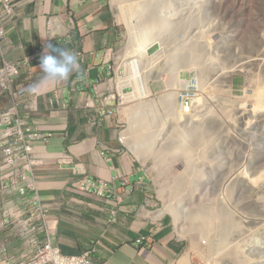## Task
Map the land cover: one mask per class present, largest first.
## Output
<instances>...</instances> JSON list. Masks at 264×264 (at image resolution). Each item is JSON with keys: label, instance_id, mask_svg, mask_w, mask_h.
Masks as SVG:
<instances>
[{"label": "rangeland", "instance_id": "1", "mask_svg": "<svg viewBox=\"0 0 264 264\" xmlns=\"http://www.w3.org/2000/svg\"><path fill=\"white\" fill-rule=\"evenodd\" d=\"M109 2L120 36L111 53L107 87L117 96L114 105L118 109L119 137L124 147L143 164L152 206L162 210L166 204L170 205L172 212H166L165 216L184 244L182 256L190 254V264H264V105H261L264 102L260 99V88L264 87V0H125L124 5L115 0ZM149 14L157 23L164 22V26L159 27V32L158 27L150 25L141 35L138 30L136 40L142 46L141 55L130 53L126 48L131 30L126 20L138 23ZM187 19L194 23L196 34L202 28L203 33L199 34L202 63L196 66L189 61V67L182 70L181 49L186 41L167 35L171 30L176 32L177 22ZM148 58L152 62L144 77L143 62ZM180 74L191 85L198 80L200 91H195L202 100H193L184 106L177 103L175 96L167 100L168 92L179 90ZM135 78L142 90L141 97L135 96L138 92L133 84ZM143 84L151 90L149 94L142 89ZM190 84H183L182 91ZM222 98L227 99L226 105L234 117L227 118L221 127L215 121V114L210 113L213 121L205 122L196 113L212 108L221 112ZM146 101L155 106L140 113L151 122L147 132L152 152L144 160L126 144L124 136L130 133L137 118H132L131 111ZM203 103L213 107L206 108ZM201 120L204 124L201 133L208 142L190 146L192 140L187 138L196 132L193 126L198 121L202 124ZM184 152L191 153L192 167L200 170L188 174L196 180L193 185H183L178 192L177 186L181 183L178 179L186 176ZM216 197H224L227 202H217ZM196 207L202 215L203 226L212 231L211 236L206 235V228L205 231L191 229L188 218ZM231 208L234 209L232 226L229 232L220 235L218 226Z\"/></svg>", "mask_w": 264, "mask_h": 264}, {"label": "crops", "instance_id": "2", "mask_svg": "<svg viewBox=\"0 0 264 264\" xmlns=\"http://www.w3.org/2000/svg\"><path fill=\"white\" fill-rule=\"evenodd\" d=\"M4 26L0 65L35 53L43 56L48 43L73 50L79 58L78 72L44 85L36 94L37 109L21 114L25 123L53 135L37 145L40 153L52 158L67 149L90 178L111 187L110 197L72 190L71 173L57 168L53 159L38 172L40 195L50 207L49 219L56 222L60 251L66 256L92 251L93 264H176L184 244L171 221L152 206L143 164L123 146L113 123L97 122V89L110 85L111 66L104 57L119 42L109 0H22L14 19ZM41 57L30 66L35 83L44 76ZM3 205L0 198V209ZM0 245L20 261L30 254L16 230L1 222Z\"/></svg>", "mask_w": 264, "mask_h": 264}, {"label": "built area", "instance_id": "3", "mask_svg": "<svg viewBox=\"0 0 264 264\" xmlns=\"http://www.w3.org/2000/svg\"><path fill=\"white\" fill-rule=\"evenodd\" d=\"M18 3L19 0H0V40L4 37L1 16L11 18ZM34 58L35 56H29L18 64L5 62L0 68V82L11 97V105L0 108V195L5 202L0 218L4 224L15 225L32 251L29 258L19 264H91L90 253L65 256L60 252L54 243V224L49 220L50 209L39 195L37 172L45 168L48 161L36 150V146L48 142L51 135L24 124L19 118L23 106L34 108L36 105V98L27 100L32 95L27 89L34 84L35 74L32 71L27 72L20 90L13 86L21 69L28 67ZM192 82L193 85H185V91H179V95L187 96V103L182 106L192 102L194 95L198 94L196 91H200L198 81ZM115 99V95H109L101 100L100 121L116 117L117 110L109 108ZM56 164L62 170H70L75 176L82 174L80 164L67 152L56 158ZM70 185L82 192L95 190L103 196L110 191L104 181L95 183L87 176L72 179ZM18 212H22V216L14 217ZM1 257L6 264H13L15 261L4 246L0 248Z\"/></svg>", "mask_w": 264, "mask_h": 264}, {"label": "bare ground", "instance_id": "4", "mask_svg": "<svg viewBox=\"0 0 264 264\" xmlns=\"http://www.w3.org/2000/svg\"><path fill=\"white\" fill-rule=\"evenodd\" d=\"M117 3L120 4V2L122 3V5H124V2L125 0H115ZM133 2V1H132ZM131 2V3H132ZM127 3V2H126ZM119 7V6H118ZM136 8V7H135ZM151 8V7H150ZM156 8V7H155ZM131 9V8H130ZM150 12V11H149ZM152 12V11H151ZM124 13H127V10L126 12ZM128 16V14H126ZM124 17V16H123ZM155 17V16H154ZM143 21H140L138 23H135L133 20L131 19H125L126 20V23L127 25L129 26V29L131 30V39H130V43L128 44L127 46V50L131 52H134V53H137L139 55H141V49H142V46L141 44L136 40L137 38V34L139 33L138 30H141L140 31V35L144 32L142 30H147V27L150 26V25H154L155 27H158L157 30L160 32L161 28L159 27H162L164 26V22H161V23H157L156 20H153L154 18L149 15L143 17ZM153 18V19H152ZM157 18V17H156ZM161 21V20H160ZM163 21V20H162ZM175 22V21H174ZM159 24V26H157ZM179 24V26H177L176 28V32L175 31H172L171 30V33L169 31L167 37H171L173 38L172 36H178L182 39H184V41H186V44L182 47L181 49V57L180 59H182V70L183 68H186L187 66L189 67V61L192 62L193 64H195L196 66H198V64H201L202 60H200V55L201 52H202V47H201V36H199V34L201 35L203 32H202V28H201V31H198L197 34L195 33V25L193 22H190V19H187V21L185 22L184 20H180L179 22H177V25ZM166 29V28H165ZM164 31V30H163ZM208 32H206L205 34L202 35L203 36H206ZM163 34V32H162ZM161 35V33L159 34ZM164 35V34H163ZM162 36V35H161ZM144 35L141 37L143 38ZM165 37V36H164ZM172 40V39H171ZM138 42V43H137ZM173 44V43H171ZM136 50V51H135ZM129 51H127L129 53ZM133 53V54H134ZM168 53V52H167ZM159 55V54H158ZM153 56V55H152ZM155 56V55H154ZM157 56V55H156ZM124 59V58H123ZM204 60V59H203ZM152 62V59L151 58H148L146 60H144L143 62V66L145 68V70L143 71L144 73V77L146 76L147 74V69H149L151 66L150 63ZM178 62V61H177ZM190 65L191 66H193ZM206 64V63H205ZM187 67V68H188ZM194 69V68H193ZM202 69V67H201ZM198 70V69H197ZM197 72V71H196ZM199 72H203L202 70L199 71ZM186 74V73H184ZM141 75V74H140ZM159 73H158V77H159ZM131 77V76H130ZM139 77V75H138ZM195 78H196V75H195ZM138 78H135L134 79V85L135 87L137 88L138 92L137 94H135L136 97H141V93H142V90L139 88L138 86ZM132 82V80H131ZM177 84V82H175ZM186 82L183 81V84H185ZM226 83V82H225ZM183 84H180V85H177V88L179 89L180 88V91H182V86ZM225 85V84H224ZM142 89L144 90L145 93L149 94L151 92V90L149 91L148 90V87L143 84V87ZM260 92L262 94H260V99H261V102L263 103L264 102V87H261L260 88ZM176 97L178 96V100H177V103L179 105L181 104H184V103H187V96L186 95H178L177 92H173L172 90L170 92H168V94H166V97H167V100L168 99H172L173 97ZM250 99V98H249ZM202 99H198V96L195 94L194 95V101H200ZM207 101V100H206ZM227 99L225 98H222V101H221V112H218L219 110L217 108H212L211 110H208V111H205V113L201 112V111H197L196 113H199L202 115V117L206 120L205 122H209V121H213L210 119V113L212 114H215V121H218V123L220 124V127L223 125L221 123H224L226 122L227 118L230 119V118H233L234 115L233 113H230V110L229 108L227 107ZM189 103V102H188ZM192 104V103H191ZM196 104V103H195ZM194 104V105H195ZM151 105H154L153 102L152 103H148V101L142 103V104H139L137 107H135V109L133 111H131L132 113V118L137 117V118H134V121H133V124L131 127V130H130V133L125 135V142L126 144H128L137 154L141 155L144 160H145V156L149 153L152 152V149H151V138L148 136V132L147 130L151 127V122H150V119H146L145 117H143L141 113V110H144L146 109L147 107L151 106ZM207 104L206 103H203L202 106H206ZM261 105H264V104H261ZM155 106V105H154ZM182 106V105H181ZM197 106V105H196ZM199 107V106H198ZM210 107H213V106H206V108H210ZM203 108V107H202ZM155 109V108H154ZM198 110V109H197ZM200 110V108H199ZM148 111V110H147ZM239 111V110H238ZM264 112V111H263ZM195 113V114H196ZM198 114V115H199ZM262 114V113H261ZM197 115V116H198ZM140 116H142L143 120L140 122ZM148 116V115H147ZM201 117V116H200ZM154 118V117H152ZM151 118V119H152ZM156 118V117H155ZM198 119V118H196ZM200 119V118H199ZM214 119V118H213ZM153 122H155L154 120H152ZM197 121V120H196ZM152 122V123H153ZM202 122V120H201ZM199 123V121H198ZM195 124L193 126V130H195L196 132H191V134L189 135V138H187L188 140H192L190 142V146H192V143L194 145H205V143L208 142H205L206 140V136H203V134L201 133V131L204 130V127H203V122L202 124L199 123V124ZM211 123H214V122H211ZM153 125V124H152ZM171 127V126H170ZM176 127V126H175ZM172 129V131H174L176 128H170V130ZM198 130H200V133L198 132ZM180 131V129H179ZM229 132V130H228ZM235 132V130H234ZM230 133V132H229ZM228 133V135H229ZM176 134V133H175ZM178 134V132H177ZM233 134V133H231ZM240 135V134H239ZM136 136V138H135ZM138 136V137H137ZM172 137V135H171ZM173 138V137H172ZM210 141V140H209ZM163 143V142H162ZM189 143V142H188ZM169 144V143H168ZM166 145V144H165ZM196 145V146H197ZM162 147H164V144H162ZM166 149V148H165ZM186 149V148H185ZM184 151L187 152V149ZM189 151L190 148H188ZM194 149V148H193ZM155 150V149H154ZM156 151V150H155ZM160 151V150H159ZM186 152H184L186 154ZM153 154V153H152ZM159 154V153H158ZM162 154V152H161ZM164 154V153H163ZM190 154H186L185 156V166H184V171L186 172V176H182L181 178H179L178 180L181 182L178 184L177 186V191L180 192L181 188H183V185H186V186H190V185H193L192 182H194L196 179L194 178H190L188 176V174H194L195 172L199 171V170H195V167L193 168L192 167V163H193V160L191 159L190 157ZM229 154V153H227ZM138 155V156H139ZM165 155V154H164ZM164 155H161L162 158ZM160 156V155H159ZM157 156V157H159ZM208 156V155H207ZM229 156V155H227ZM232 156V155H230ZM161 159V158H159ZM206 159V158H205ZM147 160V159H146ZM166 160H163V163H165ZM160 162V161H159ZM203 162V161H202ZM226 162V161H225ZM198 163V161H197ZM222 163V162H221ZM203 164V163H202ZM225 164V163H224ZM227 164V163H226ZM197 165V164H196ZM211 166V165H210ZM236 166V165H235ZM236 173V172H235ZM238 173V171H237ZM235 177V176H234ZM233 178V177H232ZM177 181V182H179ZM200 181H198L197 183H199ZM188 184V185H187ZM185 186V187H186ZM175 187V185L173 186ZM186 189V188H185ZM187 191V190H186ZM175 192V191H174ZM176 194V192H175ZM177 195V194H176ZM175 195V196H176ZM215 201L217 202H227L226 199L224 197H216L215 198ZM264 204V203H263ZM161 211V214H165L166 212H172V209L170 207V205H167L162 209L160 210ZM174 212V211H173ZM176 214V213H174ZM180 214V213H179ZM183 214V213H182ZM234 214V209H230L229 212L226 214L223 222L218 226V232L220 235H224L226 234L227 232H229V229L230 227L232 226V216ZM179 216V215H178ZM201 213L199 211V208L196 207L192 213V215L189 216V223H191V229L192 230H195V229H199V230H204L205 231V228L207 229L205 231L206 235L208 234V236H211L213 233L212 231L209 230V227H206L205 225L203 226V222H202V218H201ZM185 217V216H184ZM182 218V217H181ZM185 219V218H184ZM187 224V223H186ZM178 225V224H177ZM203 226V227H202ZM178 227V226H177ZM184 227V226H183ZM182 227V228H183ZM213 227V226H212ZM214 229V228H213ZM180 230V228H179ZM182 231V230H181ZM190 233V232H189ZM217 235V234H216ZM188 251V250H187ZM191 262V257H190V254L187 252L185 253L182 257H181V260H180V264H190Z\"/></svg>", "mask_w": 264, "mask_h": 264}, {"label": "clouds", "instance_id": "5", "mask_svg": "<svg viewBox=\"0 0 264 264\" xmlns=\"http://www.w3.org/2000/svg\"><path fill=\"white\" fill-rule=\"evenodd\" d=\"M22 0H19V3L21 2ZM19 3H18V5H19ZM17 5V6H18ZM17 6H16V8H17ZM15 11H16V9H15ZM14 14H15V12H14ZM14 14L12 15V17L11 18H4V16H1V27L3 28V31H4V37L0 40V42L2 41V40H4V38H5V36H6V30H5V24L7 23V22H10V21H12L13 19H14ZM120 34V33H119ZM120 36V35H119ZM111 53H112V50H110V51H108L106 54H105V57H104V60H105V62L106 63H108L109 65H110V63H111ZM29 56H35V58H34V60L33 61H31L30 62V64H29V66L28 67H24V68H22L21 69V71H20V76L15 80V82H14V84H13V86L15 87V88H17V90H20V88L22 87V84L24 83V79L26 78V76H27V72L28 71H32V69L30 68V66H31V64L36 60V59H38V58H40L41 56H42V54L41 53H35V54H31V55H29ZM29 56H26L24 59H22L21 61H19V62H8V61H2V63H1V65H0V68L3 66V64L5 63V62H8V63H12V64H18V63H20V62H23L27 57H29ZM39 66H40V69L42 70V72L44 73V76H43V78L40 80V81H38L37 83H35L36 82V79H37V75L32 71V73H34L35 74V76H36V78H35V82H34V84H32V85H30L29 87H28V89H27V92L29 93V94H32L30 97H27V100L28 99H34V98H36V105H35V107L34 108H30V107H28L29 105H27V106H23L26 102H24V104L22 105L23 107L20 109V114H19V118L23 121V123L24 124H26V125H29V126H33V125H31V124H28V123H25L24 122V120L22 119V117H21V114H22V112L24 111V110H29V111H33V110H36L37 109V96H36V94H39L42 90H43V87H44V85H46V84H54V83H56V82H58V81H61V80H66V79H68L69 78V76L72 74V73H74V72H78L79 70H80V64H79V58H78V54L76 53V52H74L73 50H70V49H66V48H63V47H57V46H55V45H53L52 43H48L46 46H45V50H44V54H43V56L41 57V61H40V64H39ZM23 70H25L26 71V73H25V75H22V71ZM20 79H22V82L20 83V85L18 86V81L20 80ZM194 79H196V78H194ZM197 80V79H196ZM181 81H186V82H188L189 84H190V81L189 80H185L184 78H182V74H180L179 75V85H180V82ZM198 81V80H197ZM199 83V82H198ZM199 88H200V86H199ZM179 91H180V88H179V90L177 91V93H178V95H179ZM0 94H2L1 96H0V104H1V106H0V108L1 109H4L5 107H8V106H10L11 105V97H10V95H9V93L8 92H6V90H5V88H4V86L1 84V82H0ZM109 95H115L116 96V94L115 93H113L112 91H111V89H110V87H107L105 90H101V89H97V100H98V105H99V111H98V114H97V122L99 123V124H103L105 121H108V122H111V123H113V125L116 127V128H118V119H117V117H118V109H117V107L114 105V102L117 100V96H116V99L115 100H113L112 101V103L109 105V108H110V110H117V115H116V117H113V118H108V119H106V120H104V121H100L99 120V112H100V109H101V100H103V98H105V97H107V96H109ZM197 95H199V94H197ZM177 99H178V96H177ZM176 105H177V103H176ZM180 109V108H179ZM189 113V112H188ZM187 114V113H186ZM33 127H35V128H38V127H36V126H33ZM40 131H42L43 133H46V132H44L43 130H41L40 128H38ZM46 134H49V133H46ZM51 135V138H50V140L53 138V135L52 134H50ZM119 139H120V137H119ZM49 140V141H50ZM48 141V142H49ZM120 141H121V139H120ZM47 143V142H46ZM121 143L123 144V142L121 141ZM43 144H45V143H43ZM123 146H124V144H123ZM37 147V146H36ZM36 150H37V148H36ZM105 150H110L108 147H106L105 148ZM38 151V150H37ZM111 151H113L114 153H118L119 152V150H111ZM39 152V151H38ZM64 152H67L68 154H70V155H72L73 157H74V159H75V161L76 162H78L77 161V158L72 154V153H70L67 149H65V150H63L60 154H62V153H64ZM40 153V152H39ZM42 154V153H41ZM59 154V155H60ZM43 155V154H42ZM59 155H56V156H54V157H52V158H50L48 155H43V156H45L46 158H47V161H48V163H47V165L49 164V162L53 159V161H54V163H55V165L57 166V164H56V158L59 156ZM78 164H80V166H81V168H82V174H80V175H73V173L70 171V170H67V171H69L70 173H71V178L69 179V188L70 189H72V190H75V191H77V192H80V193H96V194H98L95 190H93L92 192H82V191H80V190H78V189H76V188H73V187H71V180L72 179H81V178H84V177H88L89 178V180L90 181H92V182H99V181H104L105 183H107L108 184V182H106L105 180H102V179H99V180H93L92 178H90L89 177V175L85 172V171H83V167H82V164L80 163V162H78ZM47 165H46V167H47ZM45 167V168H46ZM45 168H43V169H45ZM58 168V167H57ZM42 169V170H43ZM60 169V168H59ZM60 170H62V169H60ZM41 171V170H40ZM39 172V171H38ZM38 172H37V179H38ZM108 187H109V190L111 191V187H110V185L108 184ZM38 188H39V179H38ZM110 191L107 193V194H105L104 196L103 195H100V194H98L99 196H102V197H110ZM39 195H40V191H39ZM0 198L3 200V198L1 197V195H0ZM40 198H41V195H40ZM41 200H42V198H41ZM3 202H4V200H3ZM42 202L43 203H45L43 200H42ZM47 205V204H46ZM4 206H5V202H4V205H3V207L0 209V212H1V210L4 208ZM49 207V206H48ZM49 209H50V207H49ZM113 214H116V212H113ZM22 216V212H18L14 217H16V218H18V217H21ZM50 216H51V211H50V215H49V218H50ZM50 220V219H49ZM0 222L5 226V227H13L15 230H16V233H17V235L18 236H20L19 235V233H18V231H17V228L15 227V225H12V224H9V225H7V224H4L3 222H2V220H1V218H0ZM50 222H52L53 224H54V243H55V245L58 247V245L56 244V241H55V228H56V222H54V221H51L50 220ZM21 237V236H20ZM22 239H23V237H21ZM23 241H24V243H25V240L23 239ZM26 244V243H25ZM2 246H4L6 249H7V253H8V255L9 256H12V255H10L9 254V252H8V248H7V246H5V245H0V248L2 247ZM26 246H27V244H26ZM28 247V246H27ZM59 248V247H58ZM29 250V252H30V254L27 256V258L25 259V260H23V261H20V260H17V258L15 257V256H13L14 257V259H15V261H14V263L13 264H19V263H22V262H25L28 258H29V256L32 254V251L30 250V249H28ZM60 250V249H59ZM61 252V251H60ZM62 253V252H61ZM86 253H90V259H91V264H93L92 263V255H91V253H92V251H89V252H86ZM63 254V253H62ZM85 254V253H84ZM64 255V254H63ZM83 255V254H82ZM66 256V255H65ZM181 257H182V255L180 256V258H179V260L177 261V263L176 264H180V260H181ZM0 261H2L4 264H6L5 262H4V260H3V258L1 257L0 258Z\"/></svg>", "mask_w": 264, "mask_h": 264}]
</instances>
